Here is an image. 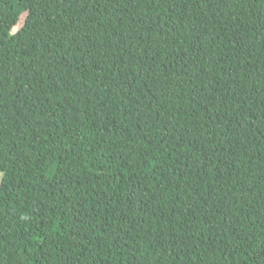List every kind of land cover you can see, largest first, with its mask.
<instances>
[{
	"label": "trees",
	"instance_id": "obj_1",
	"mask_svg": "<svg viewBox=\"0 0 264 264\" xmlns=\"http://www.w3.org/2000/svg\"><path fill=\"white\" fill-rule=\"evenodd\" d=\"M0 176V264H264V0H0Z\"/></svg>",
	"mask_w": 264,
	"mask_h": 264
},
{
	"label": "rangeland",
	"instance_id": "obj_2",
	"mask_svg": "<svg viewBox=\"0 0 264 264\" xmlns=\"http://www.w3.org/2000/svg\"><path fill=\"white\" fill-rule=\"evenodd\" d=\"M25 18H26V14L21 16L20 21L17 24V26L13 29V32H16L18 29H20V27L23 25V22H24ZM0 181H1V176H0Z\"/></svg>",
	"mask_w": 264,
	"mask_h": 264
}]
</instances>
